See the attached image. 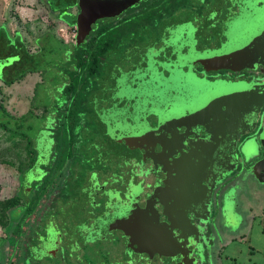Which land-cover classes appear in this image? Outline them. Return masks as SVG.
<instances>
[{
  "label": "flooded vegetation",
  "instance_id": "1",
  "mask_svg": "<svg viewBox=\"0 0 264 264\" xmlns=\"http://www.w3.org/2000/svg\"><path fill=\"white\" fill-rule=\"evenodd\" d=\"M79 5L80 0L75 6L76 15L80 12ZM138 6L144 7L147 18L145 31H151L152 40L136 46L134 43L139 35H134L129 49L117 61L115 70L119 71L115 72L117 78L123 72L130 78L125 85L139 86L143 90L128 98L132 97L134 101L131 110L140 119L146 141L142 142V149L136 160L131 162L129 172H121L113 177V182L103 183L101 190L105 188L109 195L111 203L108 215L109 218H116L115 223L121 222L117 217L119 213H122V220L137 221L134 214L139 213L133 214V207L145 211L149 197L152 199L157 194H161L160 201L163 203L172 200L171 207L175 204V207L180 205L187 207L184 209H192L194 213L190 214L194 220L190 227L200 235V247L191 239L194 234H188L192 231L182 234L186 239H191L188 245L191 252L189 260L194 264H209L207 254L201 259L198 249L206 247L205 240L212 245L211 235L217 236V231L223 233L220 227L215 230L212 222L215 221V213L223 214L225 195L222 194V189L209 193L206 188L197 187L198 181L194 176L198 169L199 174H202L207 163L205 157L199 154L201 149H212L204 131L208 130L214 136L217 130L213 120L227 114L220 112L217 104L211 102H225L228 97L237 96L238 89L240 110L245 118L240 128L232 130L230 137L242 134L240 139L245 142L246 149L258 154L246 166L239 182L242 184L244 202L249 206L247 209L255 210L259 204L257 200H252L248 183L252 178L257 185L261 184L255 173L260 166V152L264 149V0H142L112 18L121 19ZM138 10H133L130 14L137 13ZM50 11L55 10L50 6ZM103 20L105 19L100 21ZM157 21L161 23L157 25ZM75 29L77 34L76 25ZM146 86L149 87L144 90ZM134 96L137 99L134 100ZM225 129L227 130L221 133L227 134L226 131L231 126ZM218 144L225 148L232 145L226 140H218ZM197 158L198 161H195ZM250 167H253L254 173L250 171ZM138 175L144 178L149 176L152 182L137 180ZM214 177L211 174L208 179L212 180ZM172 179L176 182L174 189L169 188ZM183 183L188 190H200L190 199L186 197L179 201L176 197L175 202L170 194L179 192ZM132 186L138 187L140 191L133 189V194ZM142 193H145L144 197L141 196ZM134 196H138L136 203L132 202ZM210 196L215 197L211 205L207 203ZM203 197L207 210L201 208L195 211L190 203ZM158 201L155 200L157 203ZM114 202H117V208L114 207ZM130 202L132 207L128 208ZM153 210L158 213L160 223L166 222L161 204H157ZM155 217L152 211L150 219L155 221ZM208 217L211 222L202 224L201 219ZM45 229L41 231L44 233ZM118 230H113L112 233L120 236ZM204 235L211 238L206 239ZM243 239L252 245L254 237L246 234ZM117 241V247L120 243L124 246L128 242ZM2 249L0 246V255ZM130 255L136 264H178L182 261L179 257L156 256L149 259L146 254Z\"/></svg>",
  "mask_w": 264,
  "mask_h": 264
},
{
  "label": "trees",
  "instance_id": "2",
  "mask_svg": "<svg viewBox=\"0 0 264 264\" xmlns=\"http://www.w3.org/2000/svg\"><path fill=\"white\" fill-rule=\"evenodd\" d=\"M55 1L56 4L63 2ZM67 2L55 11L60 12L59 18L68 26L74 27L78 15L68 10L75 7L78 0ZM143 8H132L128 17L98 21L83 43L68 45L50 33L43 34L34 39L38 51L33 53L27 50L20 35L11 38L3 27L0 28L2 83L10 86L28 74L38 73L42 78L35 86L31 102L32 109L42 104V117L34 116L30 109L25 116L15 119L0 104V129L25 139V152L32 161L28 167L18 168V189L6 206L11 228L6 231V238H0L2 247L5 242L14 241L10 244L14 250L29 226L22 264H42V260L43 264H58L72 258L76 264H136L129 257L128 244L129 240L132 245L136 244L133 231L140 235L143 225L138 224V220L136 224L125 219L115 223L116 218H109L111 200L101 186L113 182V177L121 172H129L131 162L136 160L142 142L146 141L140 119L131 110L132 97L119 93L114 96L117 90L120 91V87L115 86V65L129 49L133 36L147 29ZM133 10L138 12L130 15ZM45 82L52 85L54 98L49 90L46 100L39 104L36 91ZM126 107L129 109L125 110ZM34 120L39 122V127H35ZM41 133L50 144L49 157L43 164L39 163L36 145ZM32 169H39L42 178L33 181L26 191L24 180ZM59 175L63 176L60 189L52 193L49 204L34 219L36 208L49 196L48 189ZM30 217H33L32 223L27 225ZM48 226L59 234L58 252L36 261L31 249L40 237L37 231ZM116 229L120 236L112 237ZM36 235L38 238L34 239ZM118 239L127 240V245L120 243L117 247ZM111 247L116 251L113 252ZM121 247L120 252L118 248ZM13 254L14 251L9 254L10 260H13Z\"/></svg>",
  "mask_w": 264,
  "mask_h": 264
},
{
  "label": "rangeland",
  "instance_id": "3",
  "mask_svg": "<svg viewBox=\"0 0 264 264\" xmlns=\"http://www.w3.org/2000/svg\"><path fill=\"white\" fill-rule=\"evenodd\" d=\"M138 1L140 0H80V12L76 18V34L75 26L70 27L64 20L59 18V11H50V6L53 10L61 8L68 3L67 0H63L62 4H56L55 0L54 2L53 0H0V28L2 26L8 33V36L11 38H14L16 34L20 35L26 44L27 50L33 53L38 51L36 45L34 44V39L46 33L52 34L56 39L68 45L83 43L93 32V27L96 25V23H98V21L106 18H112L114 15H116V13H119L120 10L125 9L127 4H131L132 2L136 3ZM68 12L76 15L77 9L72 7L68 10ZM160 23V21L156 22L157 25ZM150 34V30L139 34L134 45L141 46L144 45L145 42L152 40V38H150ZM1 73L2 69L0 68V104H2L6 112L15 119L25 116L27 112L32 109L31 102L34 96V89L37 84L42 82L41 75L38 73L28 74L22 80L16 81L10 86H6L2 83ZM127 79L130 78L125 72H123L122 75L117 78L115 86L120 87V91L117 90L114 96H116L118 93L123 96L136 95L140 92L142 93L143 90L139 86H132L130 84L125 85L124 83ZM49 81L53 83V81ZM148 87L146 86L144 90H146ZM114 88H112V90H114ZM49 90L54 98L55 91L53 90V87L50 83L45 82V85L38 86L36 98L39 104L40 101L46 100ZM135 99H137L136 96H134V100ZM40 105L41 106L32 109L34 116H43V106L42 104ZM124 109L128 110L129 108L126 107ZM34 123L36 124L35 127H39V122L37 120H34ZM39 137L41 139L37 140L36 143L38 160L40 164H43L49 157L50 144L48 138L44 134L41 133ZM26 144V140L21 136L0 129V237L2 238L7 237L6 231L11 228L9 220L6 217V208L8 207L7 205L10 204L9 200L13 197L18 189L20 176L19 169L28 167L32 163L31 157L25 152ZM260 155L261 161L259 164L260 166H258L259 169H257L256 176L261 179V184L257 185L256 181L252 178L248 183L252 200H257L258 202L260 200V196H264V186H261L264 182V149L260 152ZM178 177L182 178L181 176ZM41 178L42 172L39 169H32L29 171L24 180V190L26 189V191H29L28 189L32 182L40 181ZM175 178L176 176L174 179ZM62 179L63 176H56L54 183L48 189V192L50 193H48L49 196H46V198L42 199L36 208L34 212V219H36L41 214L43 209L49 204V199L52 193L54 194L60 189V181ZM140 179H144L146 183L152 182L149 176L144 178V176L138 175L137 180ZM174 179H172L170 182V189H174L176 187V182ZM131 189L132 193L134 191L133 189L140 191L138 187L135 188L134 186H132ZM199 190L200 189L197 188L188 190V187H184L183 183L181 184V187H179V192H173V194L170 195H173L176 202V197L179 198V201L185 199L186 197L190 199L191 196L193 194H197ZM144 195L145 193L141 194L142 197H144ZM160 196L161 194H157L152 199L149 197L150 200L148 201V207L145 211L139 210L137 207H133V214L136 212L139 213L138 215L137 213L134 214L135 217H133L138 219V224L141 223L143 225V228L140 227L143 231L140 235H137L136 232L133 231L136 244L133 246L131 240H129L128 246L130 249V254L135 253L138 256L141 254H146L149 259H152L156 256L157 258L179 257L182 261L178 262V264H194L193 261L189 260L191 252L188 248L191 239H194V241L200 247V235L192 230L194 228L190 227L194 220L190 213H194V211H192V209H184L187 207L183 208L180 205L175 207V204H173L171 207L172 200H170L171 202L166 200V202L163 203L160 201ZM155 200H159L158 203L155 202ZM137 201L138 196H134V200L132 202L136 203ZM132 202L128 204V208L132 207ZM116 203L117 202H114L113 205L117 208L118 204ZM157 204H161L164 207L163 214L166 222L160 223L159 218L157 217L158 213L153 210ZM176 208L178 210H176ZM224 210L226 211V208H224ZM152 211H154V214L156 215L155 221L150 219ZM117 217L122 220V213H119ZM32 220L33 217H30V223L28 222L26 224H31ZM143 220L146 221V223H144ZM133 223L136 224V221H133ZM219 227L220 225L217 222L216 230ZM27 228L28 229L23 232L20 239L16 242L14 250L10 246V244H12L14 241H12L10 244L5 242V245L2 249L3 252L0 255V264H22L24 262V258L26 256L24 248L25 238L28 235L29 226H27ZM124 231H127L125 227ZM189 231L192 232L188 234H194V237H191V239H186V236L182 234ZM37 233L41 238L37 239L38 235L34 236V239H37L34 242L36 247L31 249L36 261L41 260L42 258L40 257H45L46 255H51V253L58 252L59 242L57 238L59 234L53 227H47L44 233L40 230L37 231ZM116 235L117 233L114 232L112 236ZM221 235L222 234H220L218 231L217 236L211 235L213 244L209 245L210 248L206 250L209 264H224L223 254L220 256V253H222V249L224 247V239ZM252 245V248L238 246V250L240 251L238 259L243 261L242 264H248L247 260L249 255L251 257L255 256L254 260H256L257 253L259 251L260 254L258 257L263 262H259L257 260V264H264V238L259 241L256 238L255 240L253 239ZM138 246L140 248H138ZM110 249L113 252L116 251L114 247H111ZM120 249L122 250V247L118 248V251L121 252ZM13 251L14 254L12 258H14L13 260H10L11 256L9 254ZM198 251V256L201 259L204 258L205 253L203 252V248H199ZM129 257L132 256L129 255ZM67 260H62L58 264H74L75 262L73 258L69 261ZM41 262L43 264V260ZM76 263L77 262H75V264Z\"/></svg>",
  "mask_w": 264,
  "mask_h": 264
},
{
  "label": "water",
  "instance_id": "4",
  "mask_svg": "<svg viewBox=\"0 0 264 264\" xmlns=\"http://www.w3.org/2000/svg\"><path fill=\"white\" fill-rule=\"evenodd\" d=\"M136 3L132 2L131 4L130 3L127 4V7L125 9L120 10L119 13H116V15L114 16L120 15L123 11L127 10L133 4ZM239 90L240 89L236 91L237 96L228 97L227 101L225 102L224 100L222 101L214 100L211 102L217 104V108L220 109V112H224V113L226 112L227 114H225L223 117L218 116V119L213 120L214 128H216L217 130L216 133H214V136L210 131L208 130L204 131L208 135L207 141L212 145V149L210 148L209 149L207 148L206 150L201 149L199 154L201 157H205L204 159H206L207 163L203 168L202 174H199V169H198V172H196L195 173L196 175L194 176V179L198 181L197 187L206 188L209 191V193H211L212 190H215L216 193L217 191L222 189L221 192L223 195H225L224 207L226 208V211L224 210L222 215L227 221H231V222H234L235 220L238 219L234 210V202H233L236 188L239 187L237 183H239L242 174L245 172L246 166H248L258 156L257 153L246 149L245 142H242V140L240 139L242 134L239 133L237 137H230L232 130H234L237 127L240 128V124L243 121V118H245L240 110L241 100L239 98V94H240ZM229 125L231 126V129L226 131L228 133L227 134L221 133V131L227 130L225 128ZM218 140L229 141L230 143H232V145L230 147L225 148L221 144H218ZM195 161H198V158L195 159ZM252 168L253 167H250L251 172H253ZM211 174L212 177L213 176L215 177L212 180H209L210 178L208 179V176L209 175L211 176ZM256 178L260 182L261 179H259L258 177ZM262 184H264V182ZM195 197H198V195ZM213 199H215V197L209 198L207 203L211 205ZM196 201L197 202L190 203V206L194 207L195 211L201 208L207 210L206 209L207 206L205 205L204 202V197L203 199L199 198ZM210 222L211 220L209 217L201 219V223L204 225H207ZM212 225L215 226V221L212 222ZM207 238L208 237H206V239ZM205 241H206L205 242L206 247L203 248V251L206 254V250L210 248L209 245L211 244L209 243V241L207 240Z\"/></svg>",
  "mask_w": 264,
  "mask_h": 264
},
{
  "label": "crops",
  "instance_id": "5",
  "mask_svg": "<svg viewBox=\"0 0 264 264\" xmlns=\"http://www.w3.org/2000/svg\"><path fill=\"white\" fill-rule=\"evenodd\" d=\"M237 185L239 187L236 188L233 202L234 210L238 219L234 222L227 221L221 215V213H215V217L213 216L215 218V226L213 228L216 230L218 222L220 228L223 229L222 237L224 239V247L222 249V253H220V256L223 254L224 264L243 263V261L238 259V256L240 255L238 246H244L249 248L253 247V245H249L247 242L243 241L244 235L248 234L249 237H254V240L256 238L258 241L264 238V196H260L257 208L255 210L249 211L247 209L249 206L247 203L244 202V199L242 197L241 181L237 183ZM261 186H264V184H262ZM259 254L260 252L258 251L256 260H254L255 256L251 257L249 255L247 263L257 264V260L259 262H263L258 257Z\"/></svg>",
  "mask_w": 264,
  "mask_h": 264
}]
</instances>
